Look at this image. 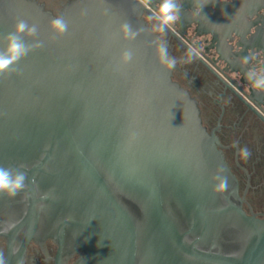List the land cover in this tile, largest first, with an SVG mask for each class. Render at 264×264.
Segmentation results:
<instances>
[{"label":"water","instance_id":"obj_1","mask_svg":"<svg viewBox=\"0 0 264 264\" xmlns=\"http://www.w3.org/2000/svg\"><path fill=\"white\" fill-rule=\"evenodd\" d=\"M198 7L182 4L196 19L182 26L180 18L175 37L194 27L196 59L221 83L249 86L231 64L247 71L258 31L198 32ZM146 9L74 0L60 11L68 30L57 36L43 5L0 0V48L20 19L38 29L26 42L42 45L0 75V165H24L29 177L16 197L0 194L8 248L24 235L19 260L38 235L84 252L77 264H264V221L242 211L196 101L159 63ZM125 22L143 31L124 39ZM124 50L133 53L127 64ZM217 175L226 191L213 190Z\"/></svg>","mask_w":264,"mask_h":264},{"label":"flooded vegetation","instance_id":"obj_2","mask_svg":"<svg viewBox=\"0 0 264 264\" xmlns=\"http://www.w3.org/2000/svg\"><path fill=\"white\" fill-rule=\"evenodd\" d=\"M32 1L43 5L46 11L57 18L62 8L74 0ZM181 3L187 7H210L206 14L200 12L195 15L201 24L198 32L220 30L222 33L226 30L240 34L257 30L253 40L255 49L247 69L264 68V0H218V8L213 7V0H181ZM157 4L158 0H152L153 8ZM261 9L263 11L259 12ZM146 10L148 12H144L143 19L148 23L146 18L151 12L148 8ZM186 12L190 14V11ZM181 19V25L187 26L196 18L181 14ZM177 24L180 22L177 21L165 34L155 32L160 41L167 42L169 54L178 61L172 72V81L196 101L202 126L208 134L216 137L220 146L218 150L236 180L242 211L248 217L264 221V91L253 89L251 85L223 84L196 58L189 63L180 62L187 59V48L197 41L193 39L194 27L179 41L174 35ZM148 25L151 27V24ZM231 69L246 72L236 62L231 64ZM234 142H238L237 147H233ZM244 147L251 152L247 161L237 154ZM9 228L0 225V252H3L6 264H77L85 257L82 251H61L52 239L42 240L36 235L27 243L23 257L19 260L16 256L24 235L19 234L9 249L7 237L4 236Z\"/></svg>","mask_w":264,"mask_h":264},{"label":"clouds","instance_id":"obj_3","mask_svg":"<svg viewBox=\"0 0 264 264\" xmlns=\"http://www.w3.org/2000/svg\"><path fill=\"white\" fill-rule=\"evenodd\" d=\"M136 2L144 8H148L151 12L147 16V21L151 24V31L165 34L168 29L177 23L181 18L182 4L181 0H158L156 7H151L152 0H136ZM202 7L196 8L194 15H198L202 11ZM155 22V23H153ZM50 28L55 35L61 36L68 30L66 20L59 16L50 22ZM120 31L124 39L134 40L143 28L134 29L129 22L121 25ZM38 29L35 24L30 25L26 20L20 19L15 23L13 30L9 32L4 40V47L0 48V75L15 70L14 66L19 61L27 56L33 48L42 46L39 42L29 44L26 42V37H35ZM157 55L159 63L167 70L175 69L178 61L172 57L168 52L166 41H160L157 44ZM199 55L195 47H189L187 52V59L180 62L189 63ZM133 58L131 50H124L121 53V63L127 64ZM243 65H248L250 60L244 57ZM245 78L249 81L251 87L258 91H264V68H248L245 72ZM238 142L233 143V147H237ZM238 156L247 161L251 156V152L247 147L238 150ZM222 171V170H221ZM213 179L218 181L214 186L215 192L226 191L228 188L227 178L221 175L214 176ZM29 180L28 173L24 165H17L15 167H5L0 165V194L7 195L8 197H16L21 191L27 187ZM0 264H6L3 252H0Z\"/></svg>","mask_w":264,"mask_h":264}]
</instances>
